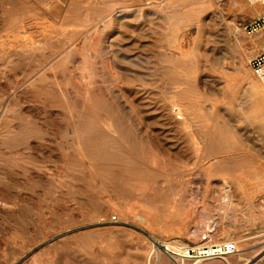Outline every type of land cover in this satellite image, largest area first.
I'll return each mask as SVG.
<instances>
[{"label":"rangeland","instance_id":"obj_1","mask_svg":"<svg viewBox=\"0 0 264 264\" xmlns=\"http://www.w3.org/2000/svg\"><path fill=\"white\" fill-rule=\"evenodd\" d=\"M259 5L0 0V264H264Z\"/></svg>","mask_w":264,"mask_h":264},{"label":"built area","instance_id":"obj_2","mask_svg":"<svg viewBox=\"0 0 264 264\" xmlns=\"http://www.w3.org/2000/svg\"><path fill=\"white\" fill-rule=\"evenodd\" d=\"M255 1L264 2V0ZM244 32L255 39L257 49L251 56L249 63L254 73L264 84V11L245 25Z\"/></svg>","mask_w":264,"mask_h":264},{"label":"crops","instance_id":"obj_3","mask_svg":"<svg viewBox=\"0 0 264 264\" xmlns=\"http://www.w3.org/2000/svg\"><path fill=\"white\" fill-rule=\"evenodd\" d=\"M259 6H260V8H262V9L264 8V5H259ZM260 12H261V11L257 12V13H256V16H257Z\"/></svg>","mask_w":264,"mask_h":264},{"label":"bare ground","instance_id":"obj_4","mask_svg":"<svg viewBox=\"0 0 264 264\" xmlns=\"http://www.w3.org/2000/svg\"><path fill=\"white\" fill-rule=\"evenodd\" d=\"M196 261H198V260H196ZM196 261H195V262H196ZM228 262H229V261H228ZM193 264H194V263H193Z\"/></svg>","mask_w":264,"mask_h":264}]
</instances>
